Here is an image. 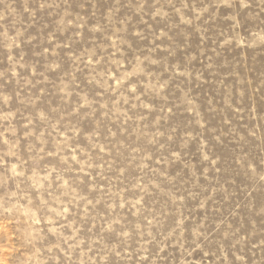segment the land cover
<instances>
[{
	"label": "rangeland",
	"instance_id": "1",
	"mask_svg": "<svg viewBox=\"0 0 264 264\" xmlns=\"http://www.w3.org/2000/svg\"><path fill=\"white\" fill-rule=\"evenodd\" d=\"M0 264H264V0H0Z\"/></svg>",
	"mask_w": 264,
	"mask_h": 264
}]
</instances>
